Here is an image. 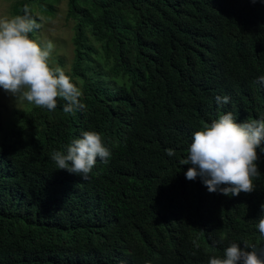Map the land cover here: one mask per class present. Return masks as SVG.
I'll return each instance as SVG.
<instances>
[{"label": "trees", "instance_id": "16d2710c", "mask_svg": "<svg viewBox=\"0 0 264 264\" xmlns=\"http://www.w3.org/2000/svg\"><path fill=\"white\" fill-rule=\"evenodd\" d=\"M62 1L75 29L65 72L86 108L25 102L0 125V264H209L229 242L264 253V153L238 196L179 163L205 122L264 117V0H15L12 15L52 17ZM85 130L111 152L87 179L51 159Z\"/></svg>", "mask_w": 264, "mask_h": 264}, {"label": "clouds", "instance_id": "9594fccd", "mask_svg": "<svg viewBox=\"0 0 264 264\" xmlns=\"http://www.w3.org/2000/svg\"><path fill=\"white\" fill-rule=\"evenodd\" d=\"M41 27L28 4L23 6L22 14L0 16V88L14 97L16 104L26 101L51 112L57 108L58 100H62L65 114L84 110L82 90L66 74L67 67L53 65V41H38L30 35ZM201 44L208 49L209 44L204 40ZM256 83H264V75L259 76ZM229 99L217 96L216 102L227 104ZM166 151L169 156L175 154L174 149ZM261 153H264V117H249L238 122L229 111L193 132L186 158L179 163L192 165L186 178L194 180L199 176L209 192L238 196L241 192L255 190L254 179L260 176L257 161ZM110 156V149L95 130L82 131L65 150L51 153L56 169L83 179L88 178L98 158L107 162ZM261 209L258 229L264 235V205ZM223 239L221 237V242ZM193 245L201 247L198 240H194ZM243 245L241 248L240 243L229 242L223 256H211L209 264H264V253L257 251L255 245L247 242Z\"/></svg>", "mask_w": 264, "mask_h": 264}, {"label": "rangeland", "instance_id": "374dc122", "mask_svg": "<svg viewBox=\"0 0 264 264\" xmlns=\"http://www.w3.org/2000/svg\"><path fill=\"white\" fill-rule=\"evenodd\" d=\"M14 2L15 0H0V16H11ZM56 9L57 12L52 17H47V15L37 11L36 16L39 18V23L42 24V27L37 30L36 36L40 41L52 40L55 45L52 53V62L57 65L59 63L58 59L66 56L67 68H70L74 49L72 43L75 33L74 21L67 18L66 2L62 1L57 4ZM25 102L16 104L15 98L0 88V125L4 127V132L6 131L7 118L13 108H22L25 106Z\"/></svg>", "mask_w": 264, "mask_h": 264}]
</instances>
